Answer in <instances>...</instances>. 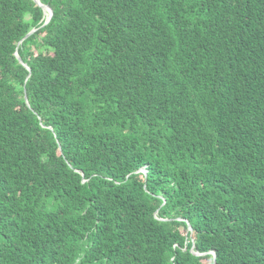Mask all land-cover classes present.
Returning <instances> with one entry per match:
<instances>
[{"label": "trees", "instance_id": "obj_1", "mask_svg": "<svg viewBox=\"0 0 264 264\" xmlns=\"http://www.w3.org/2000/svg\"><path fill=\"white\" fill-rule=\"evenodd\" d=\"M39 1L0 0V264H264V0Z\"/></svg>", "mask_w": 264, "mask_h": 264}, {"label": "water", "instance_id": "obj_2", "mask_svg": "<svg viewBox=\"0 0 264 264\" xmlns=\"http://www.w3.org/2000/svg\"><path fill=\"white\" fill-rule=\"evenodd\" d=\"M36 4H38L42 9H43V12H44V14H46V11H47V18H46V20L44 21V23H43V25L44 24H46L48 21H49V19L51 18V15H52V10H51V8L49 7V6H47V5H45V4H42L39 0H33ZM35 31V29H31L20 41H19V43H21V41L24 39V38H26L28 35H30L31 33H33ZM18 43V44H19ZM15 56H16V58H17V60L20 62V63H22L27 69H29V67L25 64V63H23L22 62V60H21V58H20V56L17 54V52H15ZM24 99H25V101H26V103H27V96L26 95H24ZM142 172H146L145 171V169H143V168H141L140 169ZM188 229L191 231V227L188 225ZM192 245H191V248H190V250L192 251ZM214 259H215V255L213 254V264H214Z\"/></svg>", "mask_w": 264, "mask_h": 264}, {"label": "bare ground", "instance_id": "obj_3", "mask_svg": "<svg viewBox=\"0 0 264 264\" xmlns=\"http://www.w3.org/2000/svg\"><path fill=\"white\" fill-rule=\"evenodd\" d=\"M46 15H47V11H46Z\"/></svg>", "mask_w": 264, "mask_h": 264}, {"label": "rangeland", "instance_id": "obj_4", "mask_svg": "<svg viewBox=\"0 0 264 264\" xmlns=\"http://www.w3.org/2000/svg\"><path fill=\"white\" fill-rule=\"evenodd\" d=\"M46 15V14H45Z\"/></svg>", "mask_w": 264, "mask_h": 264}]
</instances>
